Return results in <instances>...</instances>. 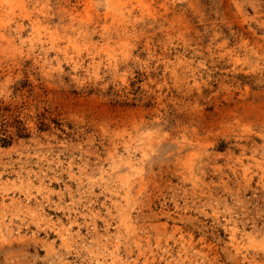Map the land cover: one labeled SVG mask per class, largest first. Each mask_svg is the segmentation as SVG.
I'll list each match as a JSON object with an SVG mask.
<instances>
[{
	"label": "rangeland",
	"instance_id": "1",
	"mask_svg": "<svg viewBox=\"0 0 264 264\" xmlns=\"http://www.w3.org/2000/svg\"><path fill=\"white\" fill-rule=\"evenodd\" d=\"M0 264H264V0H0Z\"/></svg>",
	"mask_w": 264,
	"mask_h": 264
}]
</instances>
